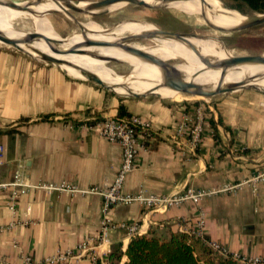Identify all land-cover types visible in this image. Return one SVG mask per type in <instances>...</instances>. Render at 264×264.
Instances as JSON below:
<instances>
[{"label":"crops","instance_id":"1","mask_svg":"<svg viewBox=\"0 0 264 264\" xmlns=\"http://www.w3.org/2000/svg\"><path fill=\"white\" fill-rule=\"evenodd\" d=\"M173 99L178 101L119 97L60 65L0 50V144L6 149L0 181L11 182L21 172L32 186L18 196L14 209L13 188L0 191L1 264H25L29 256L35 264H48L47 258L68 250L81 256L59 264H95L93 250L97 261L108 264L107 256L116 248L125 251L132 237L126 230L110 231L108 242L98 239L101 195L47 188L65 184L105 189L114 182L122 147L87 125L89 118L118 114L120 103L153 129L142 140L124 191L204 194L197 201L185 199L151 211L140 202L119 203L111 208L112 219L138 223V234L169 236L182 228L230 253L264 258V96L231 92L217 98L215 113L205 114L198 147L189 129L180 135L177 128L203 103ZM83 242L96 248L80 253Z\"/></svg>","mask_w":264,"mask_h":264},{"label":"rangeland","instance_id":"2","mask_svg":"<svg viewBox=\"0 0 264 264\" xmlns=\"http://www.w3.org/2000/svg\"><path fill=\"white\" fill-rule=\"evenodd\" d=\"M11 1H20V2H28L27 0H11ZM37 3L45 4L49 6L48 10L53 9L59 3L54 0H35ZM75 3H79L81 1L91 3L99 0H73ZM150 1V0H144ZM161 2V0H156ZM176 1V0H173ZM224 8L233 12L235 17L244 19L243 22H248L260 16L261 12L254 11L248 6L244 7V12H240L237 9H233L229 6V3L232 1L229 0H218ZM205 3V2H204ZM196 3L192 6H186L185 8H168L165 6L158 7V8H147L144 6L135 5L132 3H128L126 6H122L119 9L113 11H100L95 14L91 13H83V12H73L75 16L82 22L84 30L82 31L78 24L70 17L66 12H52L45 17L48 21L50 30L53 33V37L56 39H63L68 43H84V51L82 53L87 54L89 49H86L88 45H86V40H90V38L94 39L102 33V31H116L119 27L123 25L130 24V23H141V22H148L153 25L156 29H163L172 32L184 33V34H202L207 35L205 37L199 36L198 38H210L211 41H202V47L200 48L205 51L206 44L213 43L209 45V47L224 52V48L229 52L230 56L232 55H254V54H264V24L259 26H255L253 28L241 30V31H219L213 29L211 26L207 24L210 22L214 25L223 27V28H232L223 18L222 15H216L219 13L218 8L213 3ZM201 5V10H198V6ZM229 8H227V7ZM83 8V7H81ZM198 10V11H197ZM37 17L34 15H23L13 21H6L3 20L2 24H4L12 34L17 37L21 36H28L27 32H38L39 34H43L42 36L47 37V34L42 26L36 20ZM207 21V22H206ZM41 24V25H40ZM42 26V27H41ZM98 34V35H97ZM134 34V33H128ZM126 35L120 36V38ZM119 39V38H117ZM117 39L112 41L111 43H116ZM191 39V37H190ZM192 41H197V39H193ZM197 43V42H196ZM200 44V43H197ZM215 44V45H214ZM133 46L140 48L142 50L148 51V48L156 47L158 44L153 40H142L133 42ZM147 45V46H146ZM150 46V47H149ZM113 47L112 45L109 47ZM42 46L37 47V51H41ZM9 49L14 50L17 52H21L18 49L9 46L0 42V50ZM119 54L128 53L124 49L120 48L117 50ZM206 52V51H205ZM23 53V52H22ZM108 53V52H107ZM160 58H164V54L160 51L152 53ZM207 53V52H206ZM158 54V55H157ZM182 57V54H178ZM83 56V55H82ZM91 56V54H87V57ZM115 54H108L105 57H102L100 61L96 64L93 63V60L89 63L98 67L101 76L103 79L108 80L112 84H125L136 89L140 90H157L161 91L162 88L166 86L163 84V74L162 72L157 69L151 67L153 63L150 62H143L147 61L144 58H140L134 56L132 54L127 55H116ZM125 59V61H108L115 60V59ZM134 59L136 61H132ZM166 61L171 62L177 67V72L180 73L186 72L185 66H189L185 60L182 58L177 57H169L164 59ZM76 61V60H75ZM96 61V60H95ZM196 65V69L200 72L203 71L205 75H208V72L213 70L212 63L207 61L204 57H195L193 59ZM143 62V63H141ZM247 64H240L236 65L240 70L254 76H261L264 78V63L259 67L253 69L251 73H249V65ZM204 67V68H203ZM68 72L76 77H80L76 71L73 69H67ZM181 70V71H180ZM188 71V70H187ZM187 74H190L187 73ZM170 88H166L165 92H161L162 94H167L168 96H163L169 100H176L173 98L182 97L179 99L180 101H194L198 100V102H202L203 104L206 102L205 100H209L212 104H215L217 98L223 96L217 95L209 98H203L200 96H191L187 94H183L181 92L175 91ZM111 94L117 95L119 97H127L130 94L127 91H117V94L114 90H109ZM245 92H253L262 94L264 96V90L260 89H253V88H244L234 93H245ZM231 93V92H230ZM174 94V95H172ZM228 94V93H225ZM154 96V97H162L156 93L144 94L142 96ZM131 97V96H130ZM178 101V100H176ZM114 264V263H113ZM118 264H123V260L120 261Z\"/></svg>","mask_w":264,"mask_h":264},{"label":"bare ground","instance_id":"3","mask_svg":"<svg viewBox=\"0 0 264 264\" xmlns=\"http://www.w3.org/2000/svg\"><path fill=\"white\" fill-rule=\"evenodd\" d=\"M27 1L28 2L16 1V3H18V5H15V6H7V5L0 4V31L3 32L6 36L24 40L27 37L15 36L14 34H12L10 32V30L4 24H2V22H3V20L13 21V20H15V19H17L23 15H34L35 17H37L36 20L42 24V26H43L46 34H47V38L62 41L61 44H59V45L57 44L59 46V48H63L65 50L68 48H73L76 51L74 53H67V54L53 53V50L51 49V47L49 45H47V43L43 39H37L34 41L27 42L28 45L23 44L24 47L28 46L27 48L29 50H31V52L35 56L40 57V55L38 53L40 51H37L36 49L38 46H42L41 52L50 53L52 55L57 56L58 58H63L65 61H69L78 67H81V68H84L86 70L91 71L92 73L96 74L99 78H101L108 86H110L116 92L123 90V91H127L130 95L131 94L156 93L158 95H161L162 97L168 96L167 94L161 93V92L166 91L165 89L167 88V86L165 88H162L161 91L140 90V89H136L134 87H131V86L125 85V84H112L108 80L103 79V77L100 74L98 67L93 65V63H95V62L97 63L98 61H100L102 59V57H105L108 54H113V55L115 54V56H116V55H127L129 53L119 54L117 52V50L121 48L119 46H113V47L109 48L111 45H108V46L88 45L86 49H89V52L87 54H89V55L91 54V56L87 57V54L82 53L84 51V47H85L84 43H78V42L68 43L67 41H65L61 38H59V39L54 38L53 33L50 30L48 21L45 19V17H47V15L49 13L56 12V11L66 12L67 11L66 10V4H64V2L63 3L61 2L56 7H54L53 9L48 10L49 6H47L45 4L37 3L35 0H27ZM33 1L36 2L35 5L31 4ZM147 2H149L151 4H155V5L159 4V5H162V6H165L168 8H173V9L179 8V7L187 9L186 6L194 4V3H201V2L202 3L205 2L204 4L213 3L216 5V7L218 8V11H219V13H217L216 15H222L223 18L225 19V21L232 28L241 25L243 23V21L246 19V18L241 19V18L235 17L233 12L224 8L218 0H176V1L163 0L161 2H158L156 0H150ZM90 4L91 3L81 1L77 4V6L86 8V7L90 6ZM127 4L128 3H126L125 1L117 2V3H114L110 6H108L107 8H105L104 11L107 10V11L111 12L113 10L119 9L122 6H126ZM197 8H198V10L199 9L201 10L202 7H201V5H199ZM156 30L157 29L148 22L130 23V24L123 25L122 27H119V29L116 31H105L104 30V31H102L100 36H98L94 39L90 38V40H100V41L112 42V41L116 40L117 38H119V39H117V42H120L121 41L120 36L127 35L128 33H134V34H138V35H148L149 33L156 31ZM192 38L197 39L196 42L200 43V44H197L195 41H192ZM149 40L150 41L153 40V41L157 42L158 45L156 47H153V48H148L147 52L150 53V51H151L152 53H155L157 51H160L165 56L162 59H167L169 57H171V58L177 57V58H182L187 63H189L188 64L189 66H185L186 72L180 73L178 71V73L182 74L183 77L185 78V80L189 81L190 83L200 84V85H202L208 89H214V88H216V86L218 85V83L222 77L223 78V83H222L223 86H225L229 83H245L246 85H254V86L264 90V78H261V76L250 75V74L240 70L236 65L228 68L227 70H223L222 67L215 65L213 59L228 58V57H230V54L226 50V48H224V52H221V51H217V50L209 47V45H211L213 43L206 44L205 51L207 53L204 50H202L200 48V46L202 45L201 40L202 41H211L210 38L201 39L198 37H191V39L187 38L184 40V42H182V41L174 40V39L170 38L168 35H163V36L155 37V38H152ZM87 41L88 40H86L85 42H87ZM0 42H2V41L0 40ZM54 45L57 46L56 44H54ZM190 46H195V48L198 49V52L193 51ZM179 53L182 54V57H180L178 55ZM115 56H113V57H115ZM195 57H204L207 61L211 62L212 66H213V70L208 72V75H205L204 74L205 72L202 73L203 71L200 72L198 70L199 68L198 69L195 68L196 65H195V62L193 61V59ZM89 59H90V61L93 60L92 64L89 63ZM115 60L116 61H125V59H123V58L115 59ZM131 60L136 61L134 59H131ZM143 62H148V61H143ZM143 62H141V63H143ZM262 64L263 63H251L248 67L249 73H251V71L253 69L259 67ZM62 67L67 72H68L67 69H73L74 71H76L78 73V75L80 76L79 78L85 79L80 68H77V67L70 65V64H64V65H62ZM151 67L157 68L162 72L161 68H159L155 64L151 65ZM189 72H190V74H187ZM162 74H163V72H162ZM170 90L171 89H169V91Z\"/></svg>","mask_w":264,"mask_h":264},{"label":"built area","instance_id":"4","mask_svg":"<svg viewBox=\"0 0 264 264\" xmlns=\"http://www.w3.org/2000/svg\"><path fill=\"white\" fill-rule=\"evenodd\" d=\"M200 105L195 115H187L185 120L179 124L177 132L180 135L185 133V130H190L191 141L194 147H198L202 141V134L205 129L206 112L209 110L211 113H215L213 104L209 100ZM264 105V104H263ZM90 124L88 128L99 136L109 140L110 142L117 143L122 147L123 159L122 164L118 170L114 182L107 188L92 187L88 190H79L74 186L62 184L60 186H48L52 189H66L72 192L82 191L85 193H95L103 197L102 206V220L101 228L98 239L102 242H108L109 232L112 230H126L129 235H135L139 233L138 223H129L127 221H114L110 216L111 208L119 203H131L140 202L149 211L158 210L159 208H168L173 206L182 200L193 199L198 200L204 193L194 194L189 190L186 194L174 195V196H157L151 194L146 190H140L138 193L131 194L124 191V184L127 176L136 167L137 156L139 147L144 145L142 140L152 135L153 129L151 123L144 119L140 115H131L130 117L119 118L115 116H106L102 118L92 117L89 118ZM6 149L3 144H0V171L5 162ZM32 187L25 180V176L21 172H17L14 179L11 182L0 181V191L5 188H13L10 196V208L14 209L16 200L20 194H23ZM179 232H186L185 229L180 228ZM191 234V233H189ZM208 244L216 251L228 255L232 254L236 259L252 264H264V258H247L239 255L238 253H230L226 248L221 246L217 242H208ZM95 244L83 242L78 246V251L86 252L91 249H95ZM100 246V244L98 245ZM81 255H75L73 250L67 252H61L56 256L47 258L45 262L48 264H59L61 262H67L69 258H79ZM93 262H97V253L93 250L91 254ZM25 264H35L34 260L29 256L25 259Z\"/></svg>","mask_w":264,"mask_h":264},{"label":"water","instance_id":"5","mask_svg":"<svg viewBox=\"0 0 264 264\" xmlns=\"http://www.w3.org/2000/svg\"><path fill=\"white\" fill-rule=\"evenodd\" d=\"M44 1V0H41ZM57 2H64L66 4V10L67 14L73 18V20L78 24V26L81 28V30H84V27L82 25V22L78 20V18L71 12L72 10L75 12H83V13H91L95 14L100 11H104L105 8L108 6L117 3V2H123L126 3H132L139 6H144L147 8H158L162 7V5H155L151 4L149 2H146L144 0H99L95 2H91L90 6L86 8H81L77 6L78 3H75L73 0H54ZM0 4L7 5V6H15L18 5V3L11 1V0H0ZM32 5L36 4V2H32ZM227 7V6H226ZM229 8V7H227ZM207 22V21H206ZM209 26H211L215 30L219 31H235V30H245L249 28H253L255 26H259L261 24H264V14H261L257 18L250 20L248 22H243L241 25L233 27V28H223L217 25H214L210 22H207ZM28 36L24 40L12 38L9 36H6L3 32L0 31V40L9 46H12L19 51L23 52L24 54H27L28 56L32 57L33 59L46 63V64H53V65H64V64H70L77 68L81 69L82 74L84 75L85 79L94 82L108 90H114L110 86H108L101 78H99L96 74L92 73L89 70H86L84 68L78 67L74 64H72L69 61H65L63 58H58L55 55H52L50 53L46 52H38L40 57L35 56L31 50H29L27 47H24L23 44H27V42L34 41L37 39H43L47 45L51 47L53 50V53L56 54H67V53H74L76 52L73 48L63 49L59 48V44L62 43L60 40L50 39L47 37L42 36L38 32H27ZM168 35L170 38L178 41L184 42L185 39L190 37H205L207 35L202 34H184V33H178V32H172L168 30L163 29H157L156 31H153L149 33L148 35H138V34H127L126 36L121 38L120 42L111 43L106 41H100V40H88L86 42V45H103V46H119L122 49H124L129 54H132L134 56L144 58L148 62L153 63L157 65L159 68H161L163 72V84L167 86L170 89H173L175 91L181 92L183 94L191 95V96H200L203 98H209L225 93L234 92L240 89L244 88H253V89H260L254 85H246L245 83H229L225 86H223V78L221 77L218 85L214 89H208L200 84H193L189 81L185 80L182 74L177 72V67L172 64L169 61H166L159 56H156L154 54H151L145 50H142L140 48H137L133 46V42L142 41V40H149L155 37ZM54 44H58L55 46ZM28 45V44H27ZM191 49L195 52H198V49L195 48V46H190ZM108 61H116V60H110ZM215 65L220 66L223 68V70H227L230 67H233L235 65L240 64H247V63H264V54H254V55H232L228 58H222V59H213ZM263 90V89H260ZM115 91V90H114ZM116 92V91H115ZM117 93V92H116ZM119 94V93H117ZM144 94H131L130 96H142ZM129 96V95H127ZM126 250V249H125Z\"/></svg>","mask_w":264,"mask_h":264},{"label":"trees","instance_id":"6","mask_svg":"<svg viewBox=\"0 0 264 264\" xmlns=\"http://www.w3.org/2000/svg\"><path fill=\"white\" fill-rule=\"evenodd\" d=\"M229 1H232L229 6L240 12H244V7L248 6L264 13V0ZM117 109L118 114L113 116H131L124 104L120 103ZM124 256V264H252L242 262L232 254L224 255L216 251L201 236L181 232H171L169 236H160L154 232L132 235L126 250L123 251L122 246H119L107 256V262L118 264ZM95 264L101 262L97 261Z\"/></svg>","mask_w":264,"mask_h":264}]
</instances>
